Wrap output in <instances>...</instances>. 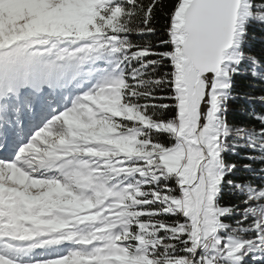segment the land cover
Segmentation results:
<instances>
[{
  "label": "snow or ice",
  "instance_id": "obj_1",
  "mask_svg": "<svg viewBox=\"0 0 264 264\" xmlns=\"http://www.w3.org/2000/svg\"><path fill=\"white\" fill-rule=\"evenodd\" d=\"M0 264H264V0H0Z\"/></svg>",
  "mask_w": 264,
  "mask_h": 264
}]
</instances>
